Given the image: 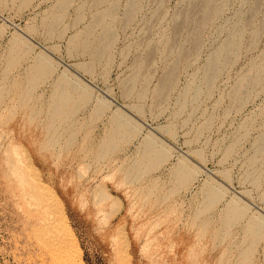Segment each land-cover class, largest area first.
Instances as JSON below:
<instances>
[{
  "label": "rangeland",
  "instance_id": "obj_1",
  "mask_svg": "<svg viewBox=\"0 0 264 264\" xmlns=\"http://www.w3.org/2000/svg\"><path fill=\"white\" fill-rule=\"evenodd\" d=\"M98 1L0 0V264H264V0Z\"/></svg>",
  "mask_w": 264,
  "mask_h": 264
},
{
  "label": "bare ground",
  "instance_id": "obj_2",
  "mask_svg": "<svg viewBox=\"0 0 264 264\" xmlns=\"http://www.w3.org/2000/svg\"><path fill=\"white\" fill-rule=\"evenodd\" d=\"M97 1H98V0H97ZM206 1H208L209 3L211 2V0H206ZM98 2H99V1H98ZM134 2H135V1H134ZM136 2H137V1H136ZM66 3H67V2H66ZM212 3H213V2H212ZM210 5H211V4H210ZM210 5H209V6H210ZM133 6H134V5H133ZM132 9H134V8H132ZM207 11H208V10H207ZM208 18H209V17H208ZM57 19H58V18H57ZM55 20H56V19H55ZM51 22H52V21H51ZM56 24H57V23H56ZM54 26H55V25H54ZM48 31H49V30H48ZM52 31H53V30H52ZM111 37H112V36H111ZM86 44H87V43H86ZM86 44H85V45H86ZM104 47H105V46H104ZM106 47H107V46H106ZM100 48H101V47H100ZM100 48H99V49H100ZM108 48H109V47H108ZM97 51L99 52V50H97ZM97 51H96V52H97ZM106 51H107V50H106ZM103 52H104V51H103ZM107 52H108V51H107ZM99 53H100V52H99ZM101 53H102V52H101ZM102 55H103V54H102ZM99 56H100V55H99ZM99 56H98V57H99ZM99 58H100V57H99ZM41 63H42V62H41ZM42 67H44V66H42ZM174 73H175V72H174ZM173 75H174V74H173ZM174 76H175V75H174ZM170 79H172L171 76H170ZM165 80H166V79H165ZM164 82H165V81H164ZM169 82H171V81L169 80ZM165 84H166V83H165ZM170 85H171V84H170ZM163 87H164V86H163ZM163 87H162V88H163ZM172 87H173V86H172ZM162 88H161V89H162ZM159 89H160V88H159ZM166 91H167V90H166ZM157 92H158V91H157ZM163 92H164V91H163ZM163 94H164V93H163ZM163 94H162V95H163ZM61 95H64V93L61 94ZM157 95H158V94H157ZM64 96H65V95H64ZM165 96H166V95H165ZM60 97H61V96H60ZM65 97H66V96H65ZM65 97L62 96V98H65ZM59 101H62V100H59ZM59 101H58V103H59ZM64 102H66V101H64ZM58 103H57V105H58ZM59 104H60V103H59ZM57 105H56V106H57ZM62 105L64 106L63 103H62ZM56 106H55V107H56ZM56 109H57V107H56ZM58 109H59V107H58ZM58 109H57V110H58ZM61 109H62V108H61ZM58 112H59V110H58ZM61 217H62V216H61ZM69 236H70V235H69ZM61 245H62V244H61ZM67 247H68V245H67ZM71 248H72V247H71ZM68 249H69V248H68ZM75 251L80 255V261H81L80 264H84L83 259L81 258L82 250H81L80 246L78 245V243H76V241H75ZM65 252H66V251H65ZM71 257H72V256H71ZM70 260H71V259H70ZM77 261H78V260H77ZM73 262H74V261H73ZM78 262H79V261H78Z\"/></svg>",
  "mask_w": 264,
  "mask_h": 264
}]
</instances>
